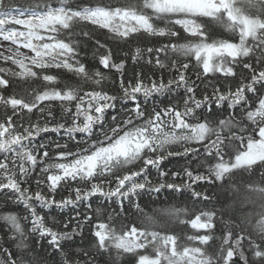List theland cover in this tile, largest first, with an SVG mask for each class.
<instances>
[{"label": "snow or ice", "instance_id": "6c2138e0", "mask_svg": "<svg viewBox=\"0 0 264 264\" xmlns=\"http://www.w3.org/2000/svg\"><path fill=\"white\" fill-rule=\"evenodd\" d=\"M0 38V264H264V0H0Z\"/></svg>", "mask_w": 264, "mask_h": 264}, {"label": "trees", "instance_id": "16d2710c", "mask_svg": "<svg viewBox=\"0 0 264 264\" xmlns=\"http://www.w3.org/2000/svg\"><path fill=\"white\" fill-rule=\"evenodd\" d=\"M8 2L10 3V5H11L12 7H20V6L26 5V4L28 3V0H8ZM100 38H101L102 40H105V39H106L103 35H101ZM109 46H112V45H111V42H109ZM124 50L127 51V50H128V46H125V47H124ZM86 59H87L88 62H93V61H92L91 51H89L88 57H87ZM142 63H143V62H141V64H137V65L134 66V65L131 64V62H129V64L127 65V75H128V76L131 75L133 67H135L137 71H142V72H144V73H146V74H148V75H152L154 72H156V73L158 74V70L152 68L151 66H142ZM0 66H9V67H13V66L11 65L10 62H7V65H5V62H4V61H1V60H0ZM190 71H191V70H190ZM167 75H168V73H167V71L165 70V76H167ZM212 82H215V81H212ZM221 83H223V82L221 81ZM33 86H34V87H40L41 85H40L39 83H37V84H35V85H33ZM201 86H202V88L205 87V85H201ZM12 90H13V89L10 87L8 90H6L5 94H7L8 92H11ZM209 90H210V85H209ZM50 135H52V138H53V139L56 138V137L54 136V134H50ZM61 194H63V193H61ZM147 198H148V197H144L145 200H147ZM159 198H160V196H159ZM164 199H165V198H164ZM154 206H155V205H154ZM158 207H159V206H158ZM158 207H156V208H158Z\"/></svg>", "mask_w": 264, "mask_h": 264}, {"label": "bare ground", "instance_id": "6f19581e", "mask_svg": "<svg viewBox=\"0 0 264 264\" xmlns=\"http://www.w3.org/2000/svg\"><path fill=\"white\" fill-rule=\"evenodd\" d=\"M201 88H202V86H201ZM182 164H183V161H177V160L173 159L171 161H165L163 167L169 171H176L181 167ZM166 197H168V193L162 192L160 194V198L157 201V203L152 204L149 209H146V211H150L151 208H156L158 206L163 207L164 205L160 201H164L165 200L164 198H166ZM147 199H149V197Z\"/></svg>", "mask_w": 264, "mask_h": 264}, {"label": "rangeland", "instance_id": "374dc122", "mask_svg": "<svg viewBox=\"0 0 264 264\" xmlns=\"http://www.w3.org/2000/svg\"><path fill=\"white\" fill-rule=\"evenodd\" d=\"M9 48L12 49L11 52L8 51ZM17 50L24 53L25 55H31V53L27 49L19 47L18 45H13L10 41H3L2 38H0V53H3L4 56L12 55ZM0 60L4 61L2 58H0ZM8 62L11 63V61Z\"/></svg>", "mask_w": 264, "mask_h": 264}]
</instances>
